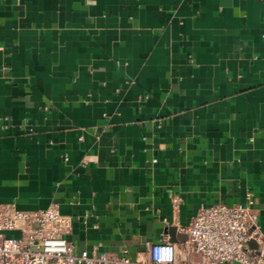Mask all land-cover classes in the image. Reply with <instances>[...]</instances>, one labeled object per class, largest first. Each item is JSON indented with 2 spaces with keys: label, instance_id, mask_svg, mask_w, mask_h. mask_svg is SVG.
<instances>
[{
  "label": "crops",
  "instance_id": "0c3cea01",
  "mask_svg": "<svg viewBox=\"0 0 264 264\" xmlns=\"http://www.w3.org/2000/svg\"><path fill=\"white\" fill-rule=\"evenodd\" d=\"M246 192L264 234V0H0V202L145 260Z\"/></svg>",
  "mask_w": 264,
  "mask_h": 264
},
{
  "label": "built area",
  "instance_id": "2783aa9c",
  "mask_svg": "<svg viewBox=\"0 0 264 264\" xmlns=\"http://www.w3.org/2000/svg\"><path fill=\"white\" fill-rule=\"evenodd\" d=\"M71 221L56 202L36 210L0 202V264H264V234L248 192L240 202L200 205L181 227L185 238L179 252L174 242L145 240V260L131 259L124 249L120 255L110 253L98 244L77 249L63 236ZM166 249L173 250L174 259L158 261Z\"/></svg>",
  "mask_w": 264,
  "mask_h": 264
},
{
  "label": "clouds",
  "instance_id": "9594fccd",
  "mask_svg": "<svg viewBox=\"0 0 264 264\" xmlns=\"http://www.w3.org/2000/svg\"><path fill=\"white\" fill-rule=\"evenodd\" d=\"M174 259V253L172 249H166L162 250L160 254L157 256V260H163V261H171Z\"/></svg>",
  "mask_w": 264,
  "mask_h": 264
},
{
  "label": "water",
  "instance_id": "95a60500",
  "mask_svg": "<svg viewBox=\"0 0 264 264\" xmlns=\"http://www.w3.org/2000/svg\"><path fill=\"white\" fill-rule=\"evenodd\" d=\"M172 229H173L172 227L169 229L170 236H171V234H172ZM170 238H171L170 240H174V239H172V238H174V237H170ZM184 238H185V233H182V235H181V237H180V240H183ZM247 243H248L249 246H252V247L255 246L254 241L251 240V239H249V240L247 241Z\"/></svg>",
  "mask_w": 264,
  "mask_h": 264
}]
</instances>
